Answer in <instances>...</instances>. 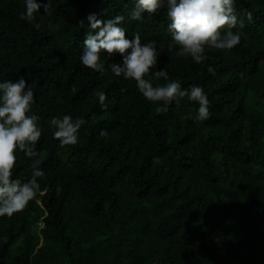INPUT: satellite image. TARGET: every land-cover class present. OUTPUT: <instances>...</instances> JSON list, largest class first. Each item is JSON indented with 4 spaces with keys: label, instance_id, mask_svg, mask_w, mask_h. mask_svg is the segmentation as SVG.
<instances>
[{
    "label": "trees",
    "instance_id": "1",
    "mask_svg": "<svg viewBox=\"0 0 264 264\" xmlns=\"http://www.w3.org/2000/svg\"><path fill=\"white\" fill-rule=\"evenodd\" d=\"M52 2L36 29L19 18L23 0H0V79L23 74L33 86L45 172L44 195L0 217V264H264V0H236L253 15L240 44L199 65L167 50L166 9L131 21L134 0ZM89 13L123 15L126 35L163 47L158 66L202 86L210 118L190 119L198 105L186 98L158 113L133 80L82 66ZM61 114L87 121L76 145L52 138ZM30 165L18 152L13 177Z\"/></svg>",
    "mask_w": 264,
    "mask_h": 264
},
{
    "label": "clouds",
    "instance_id": "2",
    "mask_svg": "<svg viewBox=\"0 0 264 264\" xmlns=\"http://www.w3.org/2000/svg\"><path fill=\"white\" fill-rule=\"evenodd\" d=\"M161 9H166L169 21L167 31L171 39L167 50L171 52L175 47L176 56L190 58L198 65L208 60L210 50H231L239 45L246 21L253 20L251 11L237 9L236 0H134L129 19L141 21L144 14L155 15ZM53 11L52 0H23L19 18L34 23L39 29L37 15L50 17ZM86 21L87 31L79 53L82 66L93 72L110 71L116 77L133 80L148 102H160L158 113H166L169 105H179L186 98L198 105L195 114H189L190 119L206 121L210 118V100L204 88L197 84L184 88L180 80L170 79L166 66H158L164 48H158L153 40L142 42L138 33L126 35L123 15L102 19L96 13H89ZM84 22V19L79 21L82 26ZM102 54L119 56L121 62L106 68ZM207 71L215 75L211 65ZM161 79L165 83H159ZM95 96L101 110H106L107 94L96 91ZM34 102L33 86L25 75L0 79V217H11L45 192L40 183L45 176L40 167L43 159L37 150L42 129L38 115L32 111ZM48 123L53 129L52 138L64 147L79 142L80 129L87 121L83 116L73 118L70 114H61L53 116ZM99 135H107L106 130L101 129ZM18 152L31 161L30 175L23 180L13 177Z\"/></svg>",
    "mask_w": 264,
    "mask_h": 264
}]
</instances>
